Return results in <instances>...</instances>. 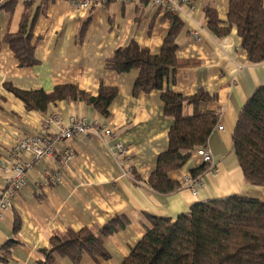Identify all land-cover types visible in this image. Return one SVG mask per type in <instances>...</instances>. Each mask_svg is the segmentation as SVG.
I'll return each instance as SVG.
<instances>
[{"label": "crops", "instance_id": "1", "mask_svg": "<svg viewBox=\"0 0 264 264\" xmlns=\"http://www.w3.org/2000/svg\"><path fill=\"white\" fill-rule=\"evenodd\" d=\"M28 1L19 0L13 13L0 14V161L11 157L14 146L27 135L57 138L72 117L85 119L87 128L72 140L57 142L51 158L36 160L24 153L16 157L31 169L25 188L0 223V264H37L44 260L42 250L51 248L53 237L83 229L101 238L109 258L84 255L74 263L56 255L54 264H122L147 234L151 226L147 217L176 220L195 204L233 196L264 201V188L246 181L232 142L242 108L264 86V62L249 61L236 29L219 38L208 29L205 17L206 8L211 7L226 23L230 0H192V8L185 6L177 14L184 22L177 57L191 65L178 69L175 82L166 88L184 97L205 91L213 99L204 109L215 112L218 123L207 144L213 169L188 181L191 172L203 165L193 153L182 169L170 173V179L181 185L172 194L158 193L148 184L160 155L168 150L174 124L164 113L161 92L134 96L139 71L118 74L107 68L115 52L133 41L159 54L169 33L165 11H150L148 0L136 4L87 0L91 2L87 10L75 5L86 0H33L39 16L32 43L39 64L22 69L5 37L19 33ZM65 85L94 97L101 86L115 88L118 96L110 107L111 118L73 101L51 104L45 113L30 112L7 89L51 92ZM194 112L192 106H184V116ZM57 116L59 122H53ZM104 127L112 129L111 137L105 135ZM117 143L129 149L128 159L118 157ZM67 148L76 158L65 166L62 153ZM54 170L62 172L64 181L46 185ZM6 186L0 177V199ZM122 216L129 221L127 227L104 238L100 230ZM10 242L14 244L4 250Z\"/></svg>", "mask_w": 264, "mask_h": 264}, {"label": "trees", "instance_id": "2", "mask_svg": "<svg viewBox=\"0 0 264 264\" xmlns=\"http://www.w3.org/2000/svg\"><path fill=\"white\" fill-rule=\"evenodd\" d=\"M0 0V14L13 13L19 0ZM34 1L25 3V13L18 34H8L5 42L10 47L22 69L39 64L33 31L38 19ZM208 29L222 38L236 29L241 38V48L250 62H264V0H230L227 22L222 23L216 9L205 10ZM169 33L159 54L141 48L135 41L117 50L107 63V68L118 74L139 71L133 95L161 92L164 113L173 119L169 133V147L160 155L156 171L148 180L149 186L161 194H172L181 185L172 181L170 173L182 169L193 153L207 147L218 117L204 105L212 101L205 91L184 97L166 85L175 82L178 69L191 65L177 57V40L184 29L180 17L167 10ZM7 89L23 102L27 111L45 113L51 104L61 101L84 102L106 119L111 118L110 107L118 91L101 86L94 97L74 85L58 86L51 92L21 91L11 86ZM195 110L184 116V106ZM232 142L246 181L264 188V86L258 88L242 108L233 132ZM209 170L203 164L191 172L193 179ZM151 223L147 234L131 250L122 264H264V201L233 196L224 200H210L195 204L187 214L173 220L147 217ZM128 219L117 217L108 222L100 233L104 238L125 229ZM14 242L4 246L9 250ZM44 260L37 264H54L56 255L79 263L84 255L93 259H108L102 240L94 231L83 229L69 231L64 236L51 239V248L42 250Z\"/></svg>", "mask_w": 264, "mask_h": 264}, {"label": "built area", "instance_id": "3", "mask_svg": "<svg viewBox=\"0 0 264 264\" xmlns=\"http://www.w3.org/2000/svg\"><path fill=\"white\" fill-rule=\"evenodd\" d=\"M123 4H136L139 0H118ZM192 0H148L147 8L150 11H171L175 14L182 13L183 7L188 6L192 8ZM78 9L87 10L91 7L90 1H79L76 4ZM194 38L200 41V35L194 34ZM60 118L57 116L53 122H59ZM46 128V126H45ZM87 122L85 119L72 117L70 124L67 127H63L61 134L57 138H51L48 136H32L27 135L21 139L12 149L11 157L7 160L0 161V177L6 181V188L2 192V198L0 199V223L2 222L6 212L10 211L13 206V201L18 193L22 192L27 184V174L31 169L30 164H24L17 160L19 154H31L34 159L42 160L51 158L56 151V144L59 141L72 140L77 135H82L86 132ZM223 127L219 130L223 131ZM103 131L107 137L113 135V131L110 127H104ZM115 151L118 157L129 158V149L122 143H117ZM196 154L202 159L203 164L209 166V170L213 169V154L207 147L200 148L196 151ZM76 158L75 153L67 148L62 153V160L65 166L70 165ZM192 177L188 181L194 182ZM64 181V176L59 170L52 171L46 185L60 184Z\"/></svg>", "mask_w": 264, "mask_h": 264}]
</instances>
